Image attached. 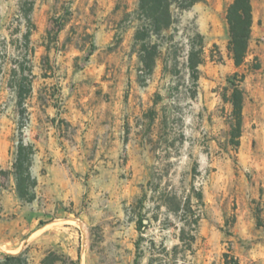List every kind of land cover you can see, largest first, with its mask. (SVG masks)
Instances as JSON below:
<instances>
[{"label":"rangeland","instance_id":"374dc122","mask_svg":"<svg viewBox=\"0 0 264 264\" xmlns=\"http://www.w3.org/2000/svg\"><path fill=\"white\" fill-rule=\"evenodd\" d=\"M233 1L156 33L141 0H0V264H264V0L241 66Z\"/></svg>","mask_w":264,"mask_h":264},{"label":"trees","instance_id":"16d2710c","mask_svg":"<svg viewBox=\"0 0 264 264\" xmlns=\"http://www.w3.org/2000/svg\"><path fill=\"white\" fill-rule=\"evenodd\" d=\"M198 0H141V8L147 10L151 14L153 21V29L156 33H161L167 30L173 23V16L171 6H176L186 9L193 6ZM227 20L230 28V46L229 50L237 66L244 64L249 50L251 41L252 24H253V8L251 0H234L228 7ZM155 49L153 51L144 50L145 62H153L155 57ZM229 102L233 108V122L231 136L234 144L239 145V138L241 136L242 122H243V102L244 92L240 85H235L233 92L229 98ZM31 148L19 144L18 150L15 154V161L13 163L14 174L16 177V191L18 196L25 201L32 202L36 198L34 188L37 184L35 178L32 177L31 167ZM199 199L202 200L200 194ZM199 216L195 219L197 223ZM184 234V233H183ZM195 240V236L192 237ZM184 242V237H181ZM178 246L175 247L177 250ZM15 258V257H13ZM150 264H153L151 262Z\"/></svg>","mask_w":264,"mask_h":264}]
</instances>
